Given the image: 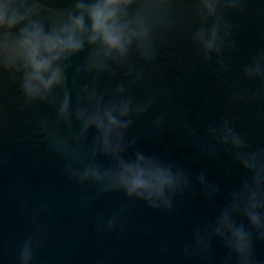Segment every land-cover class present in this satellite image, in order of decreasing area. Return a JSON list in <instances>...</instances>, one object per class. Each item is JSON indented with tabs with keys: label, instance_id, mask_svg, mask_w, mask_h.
<instances>
[{
	"label": "clouds",
	"instance_id": "9594fccd",
	"mask_svg": "<svg viewBox=\"0 0 264 264\" xmlns=\"http://www.w3.org/2000/svg\"><path fill=\"white\" fill-rule=\"evenodd\" d=\"M195 3L199 26L191 35L193 45L206 63L215 56L218 70L230 72L232 63L225 52L236 47L232 39L236 26L228 14L246 11L248 0ZM158 10L170 14L172 0H69L66 8H52L50 0H0V75L18 81L21 111L35 104L54 111V118L42 119L39 126L50 147L64 158L63 174L76 185L97 188L94 197L81 200L83 208L104 194L122 193L127 201L139 202L153 212H170L178 195L198 185L199 192L193 191V196L200 195L217 211L210 222L193 229L191 242L181 249L184 259L199 258L204 264H264L255 251L257 243H264V147H253L237 131L230 112L207 126L210 140L230 150L233 163L245 173L238 186L227 192L222 206L216 203L221 186L208 178L207 169L192 174L178 161L137 148L150 133L131 134L137 121L153 108L152 97L136 101L129 89L144 79L143 71L132 63L133 54L145 62L155 59L157 24L152 13ZM166 22L167 17L160 18V23ZM81 54H85L84 62L73 67V58ZM242 72L246 80L258 81L259 87L248 96L237 92L231 102L264 103V48L255 52ZM118 73L128 79L111 89L101 88L102 77L115 79ZM166 116L164 112L156 116L152 128L161 130ZM80 149L87 162L75 167ZM214 154V149L204 152L209 158ZM26 206L27 201L21 210ZM133 211L125 204L109 216L98 213L96 230H116ZM214 243L223 249L218 261ZM41 244L32 236L25 239L17 264H34ZM167 247L162 244L161 251Z\"/></svg>",
	"mask_w": 264,
	"mask_h": 264
},
{
	"label": "water",
	"instance_id": "95a60500",
	"mask_svg": "<svg viewBox=\"0 0 264 264\" xmlns=\"http://www.w3.org/2000/svg\"><path fill=\"white\" fill-rule=\"evenodd\" d=\"M50 6L66 8L69 0H50ZM195 6V0H172L170 14L152 13L157 24L156 56L145 62L133 54L132 63L143 71L144 79L129 94L136 101L152 97L154 103L131 134L150 133L137 148L178 161L192 174L207 169L208 178L221 186L216 203L222 206L227 192L238 186L245 173L233 163L230 150L210 140L207 126L230 112L237 131L253 147H264V103L231 102L237 92L248 96L259 87L258 81L244 78L242 69L264 48V0H248L246 11L228 14L236 26L232 36L236 47L225 52L232 63L227 73L218 70L215 56L206 63L191 41L199 26ZM161 17H167V22L160 23ZM84 60L85 54L74 57L73 67ZM126 79L123 73L115 79L102 77L101 88L111 89ZM22 103L18 81L0 75V264H17L20 246L29 236L42 240L34 264H204L199 258L186 261L181 254L191 242L193 229L210 222L217 211L200 195L193 196V191L199 192L198 185L178 195L170 212H153L127 201L122 193L104 194L83 208L81 200L94 197L97 188L76 185L63 174L65 160L50 147L39 126L44 118L52 120L54 111L43 104L21 111ZM162 112L166 120L157 131L151 122ZM67 132L62 130L63 135ZM213 149V157L204 155ZM80 152L75 167L87 162L83 149ZM125 204L134 209L130 219H122L112 232L96 230L98 213L109 216ZM165 243L167 251L162 252ZM255 251L264 259V243H257ZM213 255L217 261L223 255L219 243H214Z\"/></svg>",
	"mask_w": 264,
	"mask_h": 264
}]
</instances>
